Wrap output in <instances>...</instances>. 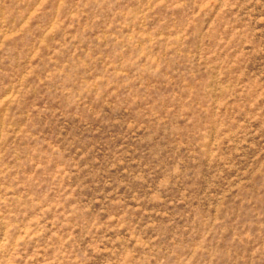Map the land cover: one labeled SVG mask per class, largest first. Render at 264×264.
I'll list each match as a JSON object with an SVG mask.
<instances>
[{
	"label": "rangeland",
	"instance_id": "374dc122",
	"mask_svg": "<svg viewBox=\"0 0 264 264\" xmlns=\"http://www.w3.org/2000/svg\"><path fill=\"white\" fill-rule=\"evenodd\" d=\"M0 264H264V0H0Z\"/></svg>",
	"mask_w": 264,
	"mask_h": 264
}]
</instances>
